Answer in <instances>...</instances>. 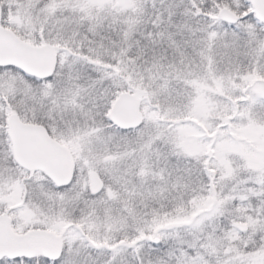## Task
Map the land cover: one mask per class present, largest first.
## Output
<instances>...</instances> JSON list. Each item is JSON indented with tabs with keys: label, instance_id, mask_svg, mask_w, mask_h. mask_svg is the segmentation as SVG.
<instances>
[{
	"label": "snow or ice",
	"instance_id": "obj_1",
	"mask_svg": "<svg viewBox=\"0 0 264 264\" xmlns=\"http://www.w3.org/2000/svg\"><path fill=\"white\" fill-rule=\"evenodd\" d=\"M0 264H264V0H0Z\"/></svg>",
	"mask_w": 264,
	"mask_h": 264
}]
</instances>
